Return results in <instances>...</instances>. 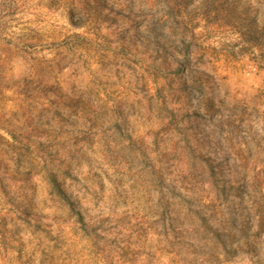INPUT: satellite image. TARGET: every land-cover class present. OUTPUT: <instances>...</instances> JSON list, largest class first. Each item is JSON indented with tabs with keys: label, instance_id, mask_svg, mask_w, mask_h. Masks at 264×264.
<instances>
[{
	"label": "rangeland",
	"instance_id": "rangeland-1",
	"mask_svg": "<svg viewBox=\"0 0 264 264\" xmlns=\"http://www.w3.org/2000/svg\"><path fill=\"white\" fill-rule=\"evenodd\" d=\"M0 264H264V0H0Z\"/></svg>",
	"mask_w": 264,
	"mask_h": 264
}]
</instances>
